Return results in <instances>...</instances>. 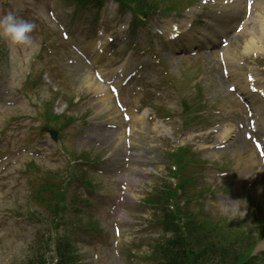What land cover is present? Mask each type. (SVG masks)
I'll list each match as a JSON object with an SVG mask.
<instances>
[{
	"label": "rangeland",
	"instance_id": "obj_1",
	"mask_svg": "<svg viewBox=\"0 0 264 264\" xmlns=\"http://www.w3.org/2000/svg\"><path fill=\"white\" fill-rule=\"evenodd\" d=\"M25 1L30 2L0 0V16L18 10L22 15L20 18L29 22L32 20L35 25L32 35L34 45L31 47H12L4 40H0V93L4 94L5 102L10 100L13 103L12 106L5 107L0 104V128L11 129L12 126H9L11 118L15 116L18 121L22 115L20 121L25 124V128L14 141L22 135L29 138L39 133V121L35 118L39 110L35 105L42 104L45 100L50 101L58 92L55 88L60 85L68 96H74V105L67 104L68 99L60 95L50 102L53 112L63 114L60 112L65 108L64 114L73 116L74 122L72 120L65 123L62 138L56 146L43 142L44 138H38L39 136L35 138L31 146L46 144L40 162L47 167L46 169L60 170L64 173L68 167L69 157L65 149L73 150L74 153L82 149L91 153H105L104 162L99 159L96 165L91 166L105 165L109 173L106 175L88 173V176L98 181L96 191L108 194V205H113L114 198L119 194L118 183L125 180L128 186L127 193L123 196L124 202L134 209L130 214L129 211L126 213L127 207L123 209L121 205H116L114 215H110L107 209L93 203L97 206L95 212L78 214L77 206L71 204V200L73 196H82L85 188L78 182L71 184L66 197L68 207L63 213L66 224H61V217L57 233L60 239H64L62 243L67 245V249L71 253L74 251V259L78 264H157L152 258L145 257L152 249L153 239H149L148 235L152 238L158 236L159 239L163 234L150 221L152 207L147 203H142L143 205L139 203L152 188L172 181L168 172L170 160L164 156L165 148L167 144L174 145L182 141L184 135V132L179 133L178 125L174 124L179 117L180 104L171 93L172 87L178 88L184 96L192 98L196 93L195 88L199 86L202 90V100L207 104V108H210L205 112V115H209V120L224 118V122L227 120L225 125H233L226 138L225 147L219 151L213 148L202 149L201 153L197 154L200 158H209L217 168L226 170V173L222 175L215 169L207 168L203 180L200 179L197 185L209 186L212 193L195 201L192 192H188L192 197L191 209L196 217L201 219L207 214L212 220L218 218H225L227 221L237 220L244 230L252 222L255 223L257 218L264 222V166L255 157L251 144L244 137L246 129L242 128V125L247 120L245 110L235 94L228 89L229 84H235L239 88L240 84L245 82L247 73L253 75L258 85L264 84V46L249 53H240L244 51L248 33L233 32L227 37L230 60L223 59L222 47L213 53L201 48L197 31L202 30L203 24L199 20H193L195 34L192 38L196 52L185 61L176 58L174 64H167L165 70L172 75L167 78L169 80L174 78L175 84L168 83L167 80L160 81L154 85V91L147 92L143 88V92L134 95L136 99L142 96L141 102L149 107L137 114L141 123L132 127L131 134L125 135L123 130L127 123L121 122L120 114L118 113V122L112 120L117 117L113 112L112 102L107 97L90 96L88 93L93 90L91 86L92 80L95 79L94 72L84 69L81 63L68 66L67 69L55 68L58 58L61 57V50L58 49L61 41L56 35L50 38L48 34L51 31L55 32L56 26L60 28V24H55L50 17L51 10L46 3L37 2L34 9L30 10L34 11L33 14L24 6ZM35 1L37 0H33L32 3ZM203 1L205 0L195 4L201 8H191L187 12L195 15L194 12L199 11L203 16H211L221 9L222 4L227 5L224 3L226 0H206L207 3ZM239 1L238 4L244 6V0ZM256 2L264 5L262 0ZM89 11L92 12L93 8L90 7ZM58 14L63 17L60 10ZM252 26L257 28V21L253 22ZM44 41L49 46L45 52L41 49ZM157 43L161 45L163 41L157 40ZM74 44L77 49L82 48L77 41H74ZM242 58H248L247 62ZM109 70L111 69H99L101 73ZM42 72L48 75L50 81L42 76ZM143 73L147 74L148 71L143 70ZM27 75H30V79L26 83ZM39 76L43 77L42 85L31 86ZM137 84L140 85L141 82ZM166 88L168 91L165 93ZM123 93L126 94L125 91ZM107 103L110 104L112 112L111 108L106 109L104 106ZM127 104L134 107L131 102ZM223 105L226 112L223 111ZM157 106L169 109L172 116L162 119V115L153 110ZM108 123H115L118 126L114 129L107 128L105 125ZM220 127L215 126L217 135L220 133ZM174 128H176L174 137L169 139ZM258 134L264 135V131L258 130L255 135ZM76 136L78 144H75ZM251 158L254 162L249 163ZM21 166L20 163V168ZM74 167L73 171L80 173L81 168L77 165ZM7 172V178L3 182L0 180V264H28L35 259L40 260V264H52L55 256L53 250L58 243L56 240L53 241L55 233L51 231L53 215L47 210L48 200L38 201L31 197L39 190L35 179L38 175L35 178L16 177L11 170ZM42 194L48 195L47 192ZM122 213L124 215L121 219L119 215ZM91 219L99 220L101 229L99 232H91L89 236L93 238H85L83 231L74 223H83ZM116 224L120 227H118L120 237H116L114 232ZM262 249L264 240L258 242L253 255L257 254L256 250ZM56 253L60 255L58 251ZM258 260H263V257L259 256Z\"/></svg>",
	"mask_w": 264,
	"mask_h": 264
},
{
	"label": "clouds",
	"instance_id": "obj_2",
	"mask_svg": "<svg viewBox=\"0 0 264 264\" xmlns=\"http://www.w3.org/2000/svg\"><path fill=\"white\" fill-rule=\"evenodd\" d=\"M35 25L17 17L14 12L0 16V40H4L12 47H31L34 40L31 36Z\"/></svg>",
	"mask_w": 264,
	"mask_h": 264
},
{
	"label": "trees",
	"instance_id": "obj_3",
	"mask_svg": "<svg viewBox=\"0 0 264 264\" xmlns=\"http://www.w3.org/2000/svg\"><path fill=\"white\" fill-rule=\"evenodd\" d=\"M143 2V0H139V3ZM170 221V220H169ZM186 227V225H185ZM187 224V229H188ZM193 231H201L200 228L192 227ZM189 232V230H188ZM195 233V232H193ZM182 236L177 239H174L170 245H168L165 249L168 258L171 260L172 264H196L197 256L190 252L186 247H184L183 242L181 240ZM210 249H213L212 247ZM204 253H206L203 250ZM239 261V260H238ZM204 262H207L204 261ZM225 263V262H224ZM225 264H231V262H226Z\"/></svg>",
	"mask_w": 264,
	"mask_h": 264
},
{
	"label": "bare ground",
	"instance_id": "obj_4",
	"mask_svg": "<svg viewBox=\"0 0 264 264\" xmlns=\"http://www.w3.org/2000/svg\"><path fill=\"white\" fill-rule=\"evenodd\" d=\"M261 29H262V30L264 29V21L261 22ZM263 32H264V30H263ZM170 33H171V32H170ZM251 37H255V36L252 35ZM254 44H255V41H254V40H251V42H249V47H250V46L255 47ZM227 50H228V48H227ZM244 50H247V49L244 48ZM125 66H127V65L125 64ZM244 87H245V88H248V82H246V83L244 84ZM249 95H250L251 99L254 101V103L257 102V99H256L255 97H257V98H259V99L261 100V98L258 97V96L256 95V93L251 92ZM226 131H227V130H226Z\"/></svg>",
	"mask_w": 264,
	"mask_h": 264
}]
</instances>
